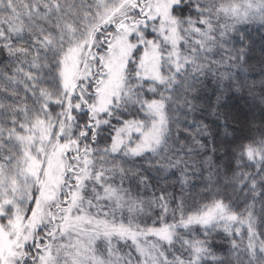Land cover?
I'll return each instance as SVG.
<instances>
[{
    "label": "snow or ice",
    "instance_id": "obj_1",
    "mask_svg": "<svg viewBox=\"0 0 264 264\" xmlns=\"http://www.w3.org/2000/svg\"><path fill=\"white\" fill-rule=\"evenodd\" d=\"M0 264H264V0H0Z\"/></svg>",
    "mask_w": 264,
    "mask_h": 264
},
{
    "label": "trees",
    "instance_id": "obj_2",
    "mask_svg": "<svg viewBox=\"0 0 264 264\" xmlns=\"http://www.w3.org/2000/svg\"><path fill=\"white\" fill-rule=\"evenodd\" d=\"M253 38L257 39V41H258V38L256 37L255 33H253ZM258 60H259V52L257 51L256 53L253 54V57L250 60V65L255 67L258 63ZM250 74L252 76H254L257 80H259V69H258V67H256V70L252 71Z\"/></svg>",
    "mask_w": 264,
    "mask_h": 264
}]
</instances>
